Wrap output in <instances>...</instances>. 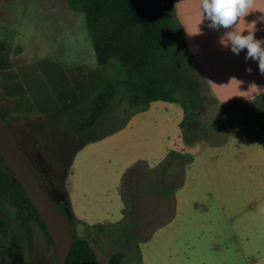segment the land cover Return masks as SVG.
<instances>
[{
  "label": "rangeland",
  "instance_id": "1",
  "mask_svg": "<svg viewBox=\"0 0 264 264\" xmlns=\"http://www.w3.org/2000/svg\"><path fill=\"white\" fill-rule=\"evenodd\" d=\"M0 38L6 45L0 52V112L28 163L35 166V149L50 162L66 134H74L68 155L85 142L73 155L65 185L75 233L90 241L99 264H109L118 250L121 264H264V214L258 211L264 205V129L244 115L262 98L224 104L207 96L190 127L197 138L189 143L179 125L182 106L161 99L104 134L132 110L126 95L79 131L90 98L122 70L117 60L98 62L84 14H69L65 0H0ZM219 112L235 125L212 129ZM179 144L191 161L162 168L168 150ZM0 218L9 225L0 261L8 250L33 256L36 264L53 261L55 246L33 221L28 250L25 225L1 195Z\"/></svg>",
  "mask_w": 264,
  "mask_h": 264
},
{
  "label": "trees",
  "instance_id": "2",
  "mask_svg": "<svg viewBox=\"0 0 264 264\" xmlns=\"http://www.w3.org/2000/svg\"><path fill=\"white\" fill-rule=\"evenodd\" d=\"M66 2L73 10L84 14L98 62L107 64L114 59L122 68L119 77L106 81L90 98L88 113L79 123L78 130L93 127L99 119L109 114L120 95H126L132 110L120 123L104 134L122 128L136 111L144 110L151 101L161 99L177 102L182 106L184 115L179 125L183 138L187 143L195 140L197 136L191 137L190 127L196 119L198 110L205 106L207 95L203 91L197 64L186 47L183 28L172 8L160 0H66ZM5 46V41L0 38V52ZM244 115L247 121L257 123L264 129V107L250 108ZM0 117L4 119L2 113ZM233 125L234 120L219 112L212 119L210 126L214 130H223ZM68 135H71V139L65 142L62 139L59 142L58 153L50 162H45V170L38 177L40 180L43 178L42 184L65 194L67 206L72 214L74 236L65 264H99L90 241L75 233L74 215L66 192L65 177L74 153L85 142L68 155L73 145L74 134ZM191 159V155L171 149L167 152L161 167L172 165L176 163L175 160L189 163ZM122 192L124 194L123 189ZM0 195L9 198L16 207L22 224L25 225L23 230L29 243L32 242V228L29 222L33 221L44 229L54 245L45 222L1 154ZM126 206L122 209L123 214ZM103 227L104 224H97V228ZM8 232L9 225L0 218V237L7 240ZM123 257V251L118 250L110 255L109 264H121ZM51 263L52 261L47 264Z\"/></svg>",
  "mask_w": 264,
  "mask_h": 264
},
{
  "label": "crops",
  "instance_id": "3",
  "mask_svg": "<svg viewBox=\"0 0 264 264\" xmlns=\"http://www.w3.org/2000/svg\"><path fill=\"white\" fill-rule=\"evenodd\" d=\"M160 1L172 8L183 28L186 47L197 64V72L201 79L203 91H207H204L205 95L211 96L214 101L224 104L228 102L247 104L262 98L256 105L245 108L244 113L250 108L263 107L264 75L259 72L258 62L251 59L245 60L246 50H242L239 55H236L231 51L230 45L226 47L221 42L225 30L216 31L208 27L209 21L204 19L200 11L199 0ZM259 9L260 11L245 17V20L248 23L256 21V38L264 39V0H259ZM68 11L69 14L73 12L69 5ZM249 27L241 21L237 25V30ZM248 68H251V72L247 71ZM255 126L259 128L257 123ZM249 131L255 134L258 132L252 129ZM250 139L256 140V138ZM178 147L181 149L176 150L183 151L185 146L179 144ZM81 219H84V223L88 224L85 218ZM78 221L82 223L81 220L78 219Z\"/></svg>",
  "mask_w": 264,
  "mask_h": 264
},
{
  "label": "water",
  "instance_id": "4",
  "mask_svg": "<svg viewBox=\"0 0 264 264\" xmlns=\"http://www.w3.org/2000/svg\"><path fill=\"white\" fill-rule=\"evenodd\" d=\"M0 154L17 176L38 214L45 222L55 246V256L51 264H65L73 243L72 214L67 206L65 194L61 208L43 185L38 176L14 144L0 117Z\"/></svg>",
  "mask_w": 264,
  "mask_h": 264
},
{
  "label": "clouds",
  "instance_id": "5",
  "mask_svg": "<svg viewBox=\"0 0 264 264\" xmlns=\"http://www.w3.org/2000/svg\"><path fill=\"white\" fill-rule=\"evenodd\" d=\"M199 8L204 19L209 21V28L225 30L221 42L226 47L230 45L236 55L246 50L245 60L257 61L259 72L264 75V39L256 38V21L248 23L245 20L249 14L260 11L259 0H199ZM241 21L250 27L237 30ZM247 71L251 72V68ZM258 211L264 214V205Z\"/></svg>",
  "mask_w": 264,
  "mask_h": 264
},
{
  "label": "flooded vegetation",
  "instance_id": "6",
  "mask_svg": "<svg viewBox=\"0 0 264 264\" xmlns=\"http://www.w3.org/2000/svg\"><path fill=\"white\" fill-rule=\"evenodd\" d=\"M1 113V112H0ZM3 118L4 119H2V121H3V123L5 124V126L7 125V118H6V116H4L3 115ZM99 121V120H98ZM97 121V122H98ZM6 128H7V126H6ZM7 130H8V128H7ZM8 132H9V130H8ZM9 134L11 135V137H12V139H13V141H14V144H15V146L17 147V144L15 143V137H13V134H11L10 132H9ZM62 139L64 140V142L65 141H67V140H69V139H71V135H66L65 137L63 136V138H61L59 141H58V144H59V142L60 141H62ZM73 140V139H72ZM69 143H71V142H69ZM58 147V146H57ZM17 149L19 150V148L17 147ZM20 151V150H19ZM34 152V153H33ZM20 153H21V151H20ZM22 154V153H21ZM31 156L33 157L34 156V162H35V166L34 165H32V164H29L30 166H31V168L34 170V172L36 173V175L37 176H39L41 173H42V171H44L45 170V168H44V164H45V159H44V157L43 156H41L42 154H41V151H40V149H35L34 151H32L31 152ZM34 154V155H33ZM22 156H23V154H22ZM24 157V156H23ZM25 158V157H24ZM54 158V157H53ZM26 160V159H25ZM27 161V160H26ZM28 162V161H27ZM41 176V175H40ZM39 178V177H38ZM39 180H40V178H39ZM40 182H41V184H42V182H44V180H43V178L40 180ZM43 185V187L48 191V192H50V194H51V196L53 197V198H55V200H57V203H58V205L61 207V208H63L64 207V205H63V202H64V200H62V199H60V197H61V193H59V192H57L56 190H54L53 188H51L49 185H47V184H42ZM23 234L25 235V232H23ZM8 236H9V232H8V235H7V240H8ZM25 237H26V235H25ZM0 239L3 241V244H4V242H6V240H4V238L3 237H0ZM27 239V238H26ZM28 245H29V247H28V250L29 251H31V247H32V242L31 243H29L28 242ZM2 257H1V261H0V264H36L35 263V261H34V259H33V256H31V258H27L25 255H23V254H21V253H19V252H17V251H14V250H8V251H2Z\"/></svg>",
  "mask_w": 264,
  "mask_h": 264
}]
</instances>
